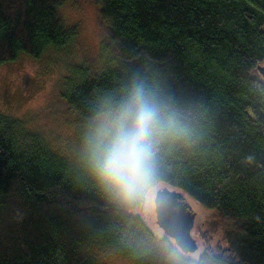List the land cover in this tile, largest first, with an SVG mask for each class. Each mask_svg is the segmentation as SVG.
Masks as SVG:
<instances>
[{
    "label": "trees",
    "instance_id": "1",
    "mask_svg": "<svg viewBox=\"0 0 264 264\" xmlns=\"http://www.w3.org/2000/svg\"><path fill=\"white\" fill-rule=\"evenodd\" d=\"M67 1L0 0V65L70 43L76 29L59 15ZM89 1L108 24L117 65L79 67L63 97L86 123L134 85L175 108L193 135L162 150L156 186L178 190L190 214L184 195L232 222L235 258L207 244L194 259L155 238L132 213L147 194L118 201L92 176L85 150L71 163L0 115V264H95L97 247L135 264H264V0Z\"/></svg>",
    "mask_w": 264,
    "mask_h": 264
},
{
    "label": "rangeland",
    "instance_id": "2",
    "mask_svg": "<svg viewBox=\"0 0 264 264\" xmlns=\"http://www.w3.org/2000/svg\"><path fill=\"white\" fill-rule=\"evenodd\" d=\"M98 13V6L89 0L65 2L59 8V15L65 26L76 29V36L70 43L47 51L40 58L20 55L0 65V115L40 135L71 163L77 162L85 150V138L93 123L82 121L62 94L68 91L74 79L78 80L76 70L81 69L79 67L95 74L117 65L107 37L108 24ZM162 190L178 192L160 183L147 193L144 204L132 212L145 222L150 234L157 239L167 236L157 223L155 201ZM183 197L194 214L189 232L196 248L193 252L182 253L197 259L208 244L214 253L235 258L229 242L234 233L233 223L219 220L216 211L204 208L187 195ZM144 241L137 243L146 246ZM93 253L95 264H135L132 259L118 256L105 247H97Z\"/></svg>",
    "mask_w": 264,
    "mask_h": 264
},
{
    "label": "clouds",
    "instance_id": "3",
    "mask_svg": "<svg viewBox=\"0 0 264 264\" xmlns=\"http://www.w3.org/2000/svg\"><path fill=\"white\" fill-rule=\"evenodd\" d=\"M193 135L181 114L143 86L105 105L85 138L87 165L115 199L131 203L154 189L161 152Z\"/></svg>",
    "mask_w": 264,
    "mask_h": 264
},
{
    "label": "water",
    "instance_id": "4",
    "mask_svg": "<svg viewBox=\"0 0 264 264\" xmlns=\"http://www.w3.org/2000/svg\"><path fill=\"white\" fill-rule=\"evenodd\" d=\"M258 72L264 79V65L258 67ZM177 198L180 195L169 190L158 193L155 201L157 223L179 249L187 252L192 249V241L194 242L189 232L194 224V214H190L187 207L176 201Z\"/></svg>",
    "mask_w": 264,
    "mask_h": 264
}]
</instances>
